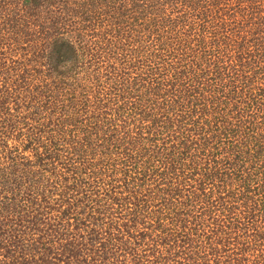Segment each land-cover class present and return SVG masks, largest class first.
Segmentation results:
<instances>
[{"label": "trees", "instance_id": "obj_1", "mask_svg": "<svg viewBox=\"0 0 264 264\" xmlns=\"http://www.w3.org/2000/svg\"><path fill=\"white\" fill-rule=\"evenodd\" d=\"M12 1L0 264H264V0Z\"/></svg>", "mask_w": 264, "mask_h": 264}, {"label": "rangeland", "instance_id": "obj_2", "mask_svg": "<svg viewBox=\"0 0 264 264\" xmlns=\"http://www.w3.org/2000/svg\"><path fill=\"white\" fill-rule=\"evenodd\" d=\"M15 2L12 0H4V13L3 14H9L15 11ZM8 64V63H7Z\"/></svg>", "mask_w": 264, "mask_h": 264}]
</instances>
